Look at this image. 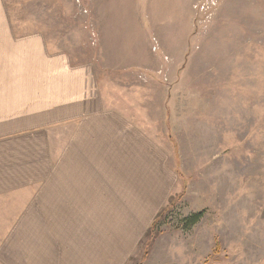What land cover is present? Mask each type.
<instances>
[{"label": "rangeland", "instance_id": "obj_1", "mask_svg": "<svg viewBox=\"0 0 264 264\" xmlns=\"http://www.w3.org/2000/svg\"><path fill=\"white\" fill-rule=\"evenodd\" d=\"M5 1L172 152L181 180L128 264H264V0Z\"/></svg>", "mask_w": 264, "mask_h": 264}, {"label": "crops", "instance_id": "obj_2", "mask_svg": "<svg viewBox=\"0 0 264 264\" xmlns=\"http://www.w3.org/2000/svg\"><path fill=\"white\" fill-rule=\"evenodd\" d=\"M16 24L0 0V264H128L181 180L172 152L94 63Z\"/></svg>", "mask_w": 264, "mask_h": 264}, {"label": "trees", "instance_id": "obj_3", "mask_svg": "<svg viewBox=\"0 0 264 264\" xmlns=\"http://www.w3.org/2000/svg\"><path fill=\"white\" fill-rule=\"evenodd\" d=\"M172 201V198L169 197L168 198V204H170V202ZM167 209L166 207H163L156 215V217L154 218V220L152 221L149 229L147 230V232L144 234V240H143V243L145 242L146 240V243H151L153 241V239L155 238L156 236V232L157 230H155V225H156V222L157 220L161 217L162 215V212ZM202 216V212H194L192 214H190L189 216L187 217H184L183 220H182V223H183V228L184 229H189L190 227H192L194 224H196L200 218Z\"/></svg>", "mask_w": 264, "mask_h": 264}]
</instances>
